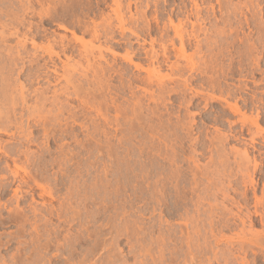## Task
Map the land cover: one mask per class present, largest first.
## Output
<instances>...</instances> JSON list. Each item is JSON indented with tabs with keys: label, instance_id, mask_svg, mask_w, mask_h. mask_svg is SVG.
<instances>
[{
	"label": "rangeland",
	"instance_id": "obj_1",
	"mask_svg": "<svg viewBox=\"0 0 264 264\" xmlns=\"http://www.w3.org/2000/svg\"><path fill=\"white\" fill-rule=\"evenodd\" d=\"M22 1L25 2V0ZM157 1L160 7H168L163 10L165 22H161L162 26L168 22V11L175 8L177 13L178 5L179 7L187 5L189 10L186 14H188L193 5L190 0H169L171 3L168 2V4L171 6L166 4L165 0ZM202 1L198 2L204 5L201 6L204 17L209 16L207 10L213 4L218 17H225L227 13L231 14V11L226 12L225 9H221L216 0ZM55 2H57L55 4L58 10L53 9L50 16L41 14L39 16L40 5L36 0H32L30 4L36 8L25 12L22 9L26 4L21 0H0V39H4L0 40V91H7V94L10 92L9 101L0 100V113L2 111L1 115L4 114L1 117H4L3 121L6 120L4 122L8 123L10 130L7 133H0V145L6 147L10 154L4 155L6 150L0 152V169H4L3 174L7 177V180L3 181L7 186V194L2 198V202L6 204V207H2V216L7 218L17 212L29 220L27 222L15 220L0 225V264H104L113 246L110 247L109 243L103 246L102 242L107 238L108 241L111 240L112 236L108 233L115 235L116 232L119 233L120 241L119 251L116 253L121 263L185 264V262L188 263L187 256L191 252L192 255L195 253L197 255L196 257L193 255L195 264H225V261L233 257V254L234 257L230 258L233 260L228 262L243 264L241 260L240 262L237 260L244 256L243 246L247 249V253L250 252L248 250L250 242L245 239L250 237L251 232H264L262 217L255 216L253 224H250L249 219L246 218L244 226L238 219L235 223L236 218L229 214V212L236 214L239 211L231 202L232 199L240 200L238 193L243 190L240 175L237 174V177L234 175L238 173L237 161L240 160L237 157L238 152H243L246 147L250 149L252 158L256 156L258 161L262 162V170L257 173V179H259L257 198L260 201L258 207L262 213L264 212V200H262L264 198V139L261 138V136L264 137V133L259 136L257 129L250 124L251 120L260 114V126L264 129V0H223L224 3H230V6L242 4L239 5L244 14L241 19L243 22L245 18L248 19L247 24L244 22L243 34H240L244 44H240L236 49V51L245 52L242 59L243 72L240 74L235 69L237 74L229 75L226 81H223L225 79L221 77L222 75H217L220 80L223 78L222 82L220 81L221 87L226 90L229 87L241 93L249 104L256 100L255 105H249L253 109L252 112L249 110L250 112L247 111V114L243 112L242 115L233 114L220 101H210L206 106L205 101L197 99L196 105L188 108L190 92H186L185 96L181 92L168 94L169 90L166 89L175 87L176 83L169 84L167 80L169 75H165L168 72L166 69L161 75H146L145 72L131 69L123 60L125 53L121 47L123 43L118 44V41H112V44H115L116 59L114 54L106 49L108 46L104 38H101V41L95 40L93 31L86 28L89 24L103 22L107 14L111 12L112 0H104L101 3L98 0H55ZM97 3L100 5L97 6ZM70 5L73 7L71 10ZM85 5H88V8ZM237 5L236 7H239ZM63 6L68 7V11H61ZM131 7L132 14H135V4ZM152 10H154L153 7ZM9 15L12 17L10 18ZM184 15L183 13V17L186 16ZM189 20L195 22L193 16H190ZM188 24L187 29L190 30ZM204 26L206 29H211L208 21L203 24V29H205ZM218 26L221 27V24ZM200 35L204 37L203 33ZM116 36L118 40L119 33ZM252 43L254 47L249 50ZM99 44L104 47L100 48ZM85 46L95 51L97 59L95 58L93 62L98 61L103 65L102 67L105 66V69L109 64L108 69L120 68L119 70L124 69V72L132 73H129L130 75L127 72L128 75L113 73L92 75V72L86 69L88 63L85 57ZM95 46L98 47L95 49ZM98 48L102 50L101 58L98 57V51H100ZM142 60L145 62L144 57ZM172 60L174 62L176 59L172 58ZM223 60L225 65L230 62L227 56ZM234 62L237 65L239 59L236 58ZM182 76L173 78L177 80L180 78L179 84H182L191 75ZM195 76L196 81L193 87L196 90L203 89L207 91L205 93L220 95L218 90H211L209 85L207 86V77L210 75H193L194 80ZM141 80L153 81V84L149 86ZM204 80L207 84L201 85ZM163 81L165 85L168 83L165 88L157 84ZM5 83H8V89ZM22 92L23 94H20ZM22 95L26 100H22ZM13 99L15 101H12ZM216 118L220 120L216 121ZM190 123L193 128L189 133ZM243 126L247 127L244 130L245 135L249 134V128L252 129L253 134L258 132L255 138L258 141L259 151H254L248 143H246L247 146L230 139V132H239ZM226 136L230 140L226 141L223 149L217 143L220 138ZM253 168L252 165L251 170ZM173 169L174 173L178 170L182 172H177L180 174L177 180H180L178 187L175 180H171L174 183L168 182L170 171L172 170L173 173ZM141 170L146 174L140 172ZM148 171H151L153 176L149 174L146 177ZM161 172H164L166 176ZM141 173L145 174L144 177ZM156 173L161 175L160 179L156 177ZM21 178H27L29 183L22 184L20 195H23V198L18 204L14 190L20 184ZM150 186L156 187L157 190L164 186L160 190L163 189V192L168 195L159 191L157 195L158 198L162 196L160 195L162 193L165 196L162 203L157 202L156 188L152 189ZM234 188L235 190L237 188V192L233 191ZM178 192L182 196L186 194L184 197L187 200L184 198L180 200L182 197L177 194ZM152 194L157 200L154 203ZM249 198L252 205L249 207V212L251 211L252 214L255 201L252 192H249ZM35 209L36 212H34ZM243 211L241 215L247 212ZM194 213L200 217L197 218ZM227 215L230 220L231 217L234 219L227 221L229 220ZM206 217L211 219H205ZM122 220L124 228L121 227ZM127 221H133V223ZM206 221L213 222L210 224L213 232L206 228L209 224ZM227 222L232 223L231 225L229 223L231 230L229 227H224ZM130 224L133 229L129 228ZM116 225L119 230L122 229L121 232ZM111 226L117 227L116 230L112 229L114 231L109 232ZM138 227L140 229L142 227L144 231ZM138 229L141 231L139 234ZM205 230H208V233ZM242 230H245L244 238L241 236ZM102 231L107 232L105 238H100ZM129 231L131 233L127 234ZM135 232L136 235H134ZM212 233L215 235H211ZM168 236L171 237L170 240L167 239ZM189 236L193 237L190 239L193 242L189 240L191 244L184 240ZM154 237L158 240L161 237L160 242L158 243ZM203 237L208 240H202ZM181 238L188 247L190 245L189 248L197 246L198 248L194 249L201 251L194 249V251L191 249L189 252L185 251L189 248L184 246ZM212 238L214 240L216 238V241ZM262 238L264 239V233L258 239ZM195 239L199 241V244ZM77 240L82 241V245L75 251L69 245L75 244ZM139 242H141L140 245H138ZM261 242L258 241L260 245L258 247L262 250L264 240ZM161 243H165V246ZM200 243L202 247H204L203 244L206 246L208 243L210 246L213 244L215 252L211 250L212 246L211 249L205 247L209 251L206 252L205 248L201 249ZM71 252H76L77 255ZM173 252L179 256L175 257L177 262L175 259L169 262ZM210 252L219 257L208 258L212 256ZM263 253L264 249L259 254L261 263L264 262ZM223 254L225 258L230 256L228 260L224 259ZM249 254L246 260L251 262L250 264L257 262L261 264L254 260L253 253Z\"/></svg>",
	"mask_w": 264,
	"mask_h": 264
},
{
	"label": "bare ground",
	"instance_id": "obj_2",
	"mask_svg": "<svg viewBox=\"0 0 264 264\" xmlns=\"http://www.w3.org/2000/svg\"><path fill=\"white\" fill-rule=\"evenodd\" d=\"M37 1V3H39V14H38V12H37V14L39 15V16H41V15H44V16H50V14H51V12H52V10L53 9H56L57 8V4H55V3H57V2H55V0H36ZM102 1H104V0H102ZM102 1H100V0H98V2L99 3H101ZM164 1V0H163ZM191 2H192V4L193 5H191L192 7V9L190 10V13H188V14H186V11L187 10H189L188 8H187V5L186 6H182V7H179V5H178V11H176L177 13H175V8L174 9H171V8H169V10L170 11H168L169 12V15L167 16L168 18H167V20H168V22L167 23H164L163 24V26H162V24H161V22L163 21V10H165V9H167L168 7H166V8H164L163 6V8L162 7H160V3L157 1V0H125V1H123V0H112V4L110 5V8H111V12L109 13V14H107V16L104 18V20H103V22H100L99 24H92V25H85L86 26V28H88V30H92L93 31V33H92V31H90L92 34H93V38L96 40H99V41H101L100 39L101 38H104V42H106L105 44H107V50L109 51V52H111L112 54H114V56H115V48H114V45L115 44H112V41H118V44H121V42L123 43L122 45H121V47L123 48V50L122 51H125V53H124V56H123V60L126 62V63H128V65L131 67V69L133 68V70L135 69L136 71H138V72H145V74L146 75H161V73L163 72V70L165 71V69L168 71L167 72V74H165V75H169L168 76V81H169V84L170 83H176V86L175 87H172V88H168V86H167V88L168 89H166L167 91H168V94H171V93H177V92H181V93H183V95L185 96V94H187L188 92H190V94H191V97L188 99V101H187V105H188V108L189 107H194L195 105H196V101H197V99H200V100H203V101H205L206 102V106L207 105H209V103H210V101H220V102H222L226 107H228L230 110H231V112L233 113V114H236V115H240L241 113L243 114V112H244V114L247 112V111H251V110H253L252 108H251V106L249 107V105L251 104L252 106L253 105H255L256 104V100L254 99L253 100V102L252 103H250L249 104V102L244 98V96L241 94V93H238L237 91H234L232 88H227V90L225 89V88H223V87H221V80L224 78L225 80H223V81H226L227 80V77L229 76V75H236L237 73L235 72V69H237L239 72H240V74L243 72V69H242V59H243V56H244V53L241 51V50H239V51H236V49L239 47V45L240 44H244V39H243V37H241V35L240 34H243V32H242V30H243V26H244V22L247 24L248 23V19L247 18H245L244 19V22L242 21V19H241V16L242 15H244L243 14V10H242V8L239 6V5H242V4H236L237 6H239V7H236V5H233L232 4V6H235L234 8H232V6H230V3L228 4L227 2L226 3H224L223 2V0H216V2H217V4H218V6H220V8L222 9H225L226 10V12H229V11H231L230 13L231 14H228L227 13V16H225V17H218V15L216 14V12H215V5L213 4V5H211L210 6V9H208L207 10V15L209 14V16H207V17H204L203 16V8L201 7L202 5H200L199 4V0H190ZM204 1V0H203ZM202 1V2H203ZM21 2L22 3H25L26 5H24L23 6V9H22V11L23 12H25V11H31V9H35L36 7H33V5H30L31 3H32V0H27V2H26V0H25V2L24 1H22L21 0ZM61 2V1H60ZM90 2V1H89ZM168 2H170L169 0L167 1V0H165V3L166 4H168ZM222 2H223V4H222ZM99 3H97V6H99L100 4ZM165 3H164V5H165ZM171 3V2H170ZM205 3H206V1H205ZM211 3V2H210ZM3 4V3H2ZM89 4V3H88ZM132 4H135V6H136V13L135 14H132V12H131V6H132ZM174 4V3H173ZM52 5H54V8H52ZM73 5V4H72ZM169 5V4H168ZM68 6V5H67ZM71 6V5H70ZM86 7L88 6V5H85ZM167 6V5H166ZM169 6H171V5H169ZM173 7H174V5H172ZM177 6V5H176ZM175 6V7H176ZM204 6V5H203ZM92 7V6H91ZM91 7H90V9H91ZM152 7H153V9L154 10H152L151 11V9H152ZM231 7V8H230ZM59 9H60V7H58ZM73 7L71 6V7H69V9L71 10ZM84 8V7H83ZM88 8V7H87ZM18 9V8H17ZM99 9V8H98ZM9 10V9H8ZM37 10H38V8H37ZM56 10H58V9H56ZM65 10H67L68 11V7H64L63 6V8H61V11H63V12H65ZM89 10V9H88ZM93 10V9H92ZM242 11V13H241V11ZM84 12H85V9H84ZM96 12V11H95ZM165 12V11H164ZM19 13V12H18ZM87 13V12H86ZM183 13L186 15H184L185 17H183ZM15 14V13H14ZM27 14V13H26ZM41 14V15H40ZM95 14V13H94ZM106 14V13H105ZM241 14V15H240ZM6 15V14H5ZM8 15V14H7ZM88 15V14H87ZM102 15V14H101ZM2 16V15H1ZM105 16V15H104ZM190 16H193L194 17V19H195V22L193 21V20H191V21H193V22H190ZM3 17V16H2ZM9 17L11 18L12 16H10L9 15ZM3 21V20H2ZM86 21V20H85ZM206 21H208V24L211 26V27H209V28H211V29H206V27H205V29H203V24H206ZM163 22H165V21H163ZM162 22V23H163ZM177 22V23H176ZM86 23V22H85ZM189 23V24H188ZM187 24L188 25H190V30H189V28L187 29ZM219 24H221V27L220 26H218ZM4 25V24H3ZM83 25V24H82ZM8 26V25H7ZM84 26V25H83ZM84 26V27H85ZM162 26V27H161ZM4 27V26H3ZM85 28V29H86ZM88 33V32H87ZM117 33H119V36H120V38H118V40H117V36H116V34ZM171 33H173V34H171ZM201 33H203V35H204V37H201ZM91 34V35H92ZM1 35V34H0ZM1 37H4V36H1ZM6 37V36H5ZM0 40H4L3 38H1ZM20 42V41H19ZM22 42V41H21ZM120 42V43H119ZM102 44V43H101ZM137 45V46H134V45ZM19 45V44H18ZM93 43H92V48H93ZM147 45H148V47H147ZM88 46V45H87ZM87 46H85V57H86V60H87V68L86 69H88V72L90 71V72H92L91 74L92 75H107V74H111V73H113V74H118V75H128L129 73L131 74L132 72H124L123 70L124 69H121V70H119V69H114V68H109L108 69V65L106 66L107 67V69H105L104 67H102L103 65H101V63H98V61L96 62H93V60H95V58L97 59V57L95 56V54H94V52L95 51H92V50H90ZM99 46H100V48H102V47H104V46H102L101 47V45L99 44ZM117 46V45H116ZM119 46V45H118ZM98 46H95V49L97 48ZM135 47H137V48H135ZM252 47H254V43H252L251 44V46L248 48L249 50H252ZM91 48V47H90ZM100 48H98V49H100ZM119 50H120V48H118ZM117 49V50H118ZM248 49H246V50H248ZM94 50V49H93ZM99 52V55H98V57H102V50L100 49V51H98ZM119 53V52H118ZM117 54V53H116ZM82 55V54H81ZM97 55V54H96ZM229 55V56H228ZM226 56L228 57V59L230 58V62H229V64L228 65H225V64H223V62H222V60L224 59V58H226ZM84 57V58H85ZM100 57V58H101ZM116 57V56H115ZM142 57H144V60H145V62H143V60H142ZM172 58L174 59H176L174 62H173V60H172ZM236 58H238L239 59V63L237 64V65H235V62H234V60L236 59ZM116 59H117V57H116ZM114 60H115V58H114ZM12 61V60H11ZM181 61H183V64H181ZM224 61V60H223ZM222 63V64H221ZM144 65H146V66H144ZM115 66V65H114ZM114 66H112V67H114ZM129 74V75H130ZM133 75V74H132ZM134 75H135V73H134ZM137 75H139V73H137ZM141 75V74H140ZM182 75H191L189 78H186L183 82H182V84H179V82H180V78L177 80V79H175V78H173V77H175V76H180V77H183ZM193 75H210L209 77H207V80H208V84L205 82V80H204V82H202V81H200V82H202L201 83V85H205V84H207V86L209 85V87H210V89L211 90H218L219 91V93H220V95H218V96H216L215 95V91L213 92L214 94H208V93H205V92H207V91H203V89L200 91V90H196L193 86V83L196 81V76H195V80H194V78L192 77ZM212 75V76H211ZM214 75V76H213ZM218 75H222L221 77H223L221 80H220V78L218 77H216V76ZM167 77V76H166ZM7 78V77H6ZM178 78V77H177ZM217 78V79H216ZM203 79V78H202ZM201 79V80H202ZM144 80V79H143ZM143 80H141L142 82H144ZM166 80V81H167ZM181 80H183V78L181 79ZM3 81V80H2ZM139 81V80H138ZM221 81V82H220ZM3 82H7V80L6 81H3ZM147 84H149V86H150V84L152 85L153 84V81H145ZM144 82V83H145ZM143 83V84H144ZM145 83V84H146ZM167 83V82H166ZM6 84V87H7V84L8 83H5ZM157 84H160V87H162V88H165V86L166 85H168V83L165 85V81H163V82H161V83H157ZM197 85V84H196ZM5 86V85H4ZM18 86V85H17ZM223 86V85H222ZM204 86H202V88H203ZM235 87V86H234ZM208 88V87H207ZM7 89H8V87H7ZM24 89V88H23ZM22 89V90H23ZM225 89V90H224ZM237 89H239L238 88V86H237ZM14 90V89H13ZM12 90V91H13ZM163 90V89H162ZM161 90V91H162ZM16 91V90H15ZM160 91V92H161ZM7 91H4V90H2V91H0V100H2V102H5V101H3V100H8L9 99V97H8V95L10 94V92H9V94H7L6 93ZM21 92V91H20ZM46 92V91H45ZM187 92V93H186ZM36 93V92H35ZM20 94H23V92L22 93H20ZM153 94V93H152ZM160 94V93H159ZM161 94H162V92H161ZM164 94V93H163ZM41 95V94H40ZM42 95H43V93H42ZM23 96V95H22ZM153 96V95H152ZM155 96V95H154ZM17 97V96H16ZM20 97V96H19ZM44 97V96H43ZM163 97V96H162ZM24 98V99H23ZM23 98H22V100H26L25 99V97L23 96ZM44 98H46V97H44ZM44 98H42V100L44 99ZM161 98V97H160ZM184 99L185 100H187L186 99V97H184ZM6 100V101H7ZM38 100V99H37ZM40 100V99H39ZM184 100V101H185ZM9 101V100H8ZM12 101H15L14 99L12 100ZM20 101V100H19ZM28 101V100H27ZM1 102V103H2ZM26 102V101H25ZM4 104V103H3ZM10 104H11V102H10ZM222 104V105H223ZM25 105V104H24ZM23 105V106H24ZM37 106V105H36ZM30 107H32V106H30ZM2 108V107H1ZM12 108V107H11ZM15 108V107H14ZM8 109V108H7ZM2 110V109H1ZM11 110V109H10ZM37 110V109H36ZM8 111V110H7ZM34 111H35V109H34ZM249 111V112H250ZM11 112V111H10ZM32 112H33V110H32ZM252 112V111H251ZM1 113H2V111H1ZM1 113H0V133L1 132H5V133H7V132H9L10 130H9V126L7 125L8 123H6V122H4V121H6L5 119H4V121H3V118L1 117V116H3L4 114H2L1 115ZM37 113V112H36ZM156 114V112L154 113V115ZM241 114V115H242ZM247 114V113H246ZM6 115V114H5ZM8 117H10V116H8ZM23 117V116H22ZM21 117V118H22ZM25 117V116H24ZM7 118V117H6ZM260 114H257V116H256V118L254 119V120H251V126L252 127H255L256 129H257V131L259 132V136L261 135V134H263L264 133V129H262V127L260 126ZM7 120H8V118H7ZM9 120H11V119H9ZM218 120H220V119H218V118H216V121H218ZM3 121V122H2ZM18 121V120H17ZM12 124H13V122H11ZM10 124V123H9ZM21 124V123H20ZM19 125V124H18ZM155 127V126H154ZM192 123H190V125H189V127H188V129H189V133H190V129L192 130ZM247 128V127H246ZM244 126L240 129V131L239 132H235L234 131V133L231 131L230 132V139H234V140H236V141H238V142H240V143H243V144H246V143H248V145L250 146V148H252L254 151H259V149L257 148V144H258V141L256 140V138H255V134H257L256 136H258V132H256V133H252L251 132V130L252 129H248L249 131V134L248 135H245L244 134V130L246 129ZM21 129V128H20ZM151 129H152V126H151ZM157 129V128H156ZM155 129V130H156ZM233 130V129H232ZM153 131V130H152ZM20 133V132H19ZM30 135V134H29ZM227 136H229V135H227ZM223 137V138H220L219 140H218V142L219 143H217V145L219 146V147H224L225 146V143H226V141L228 140L227 138L228 137ZM247 136H249V137H247ZM226 138V139H225ZM261 138L262 139H264V137L263 136H261ZM229 139V140H230ZM228 140V141H229ZM247 145V144H246ZM247 145V146H248ZM218 147V148H219ZM220 149V148H219ZM224 149V148H223ZM222 149V151H225V150H223ZM3 150H6V151H4L6 154H4V155H10L9 154V150H7L6 149V147H2V145H0V152L2 151L3 152ZM250 149L248 148V147H246L245 149H244V151L243 152H238V155H237V157H239L240 158V160H238L237 161V166H238V173L236 172L235 173V175L234 176H238L237 174H239L240 175V182H241V184H242V186L244 187H242V189L243 190H241V193L239 192L238 194H239V197H240V200L238 199V200H236V199H232V205L233 206H236V208H237V210H239V211H237V213L236 214H234V213H230L229 212V214H232V217H234V218H236L235 219V223H237V219L241 222V224L242 225H244L245 226V224H246V222H245V219L247 218V220L249 219V222H250V224H253L254 222H255V220H254V218H255V216H260V218H261V223L263 224V221H264V212L262 213V211L259 209V205H260V201H259V199L257 198L258 196H257V190H258V185H259V179H257V173H258V171L259 170H262L261 169V167H262V162H259L258 161V159H257V157L255 156V157H251L250 155V151H249ZM10 153H12V152H10ZM259 153V152H258ZM3 154V153H2ZM260 154H261V151H260ZM253 156V155H252ZM8 157V156H7ZM173 160V159H172ZM253 165V169L251 170V166ZM2 168V167H1ZM178 170V169H177ZM174 169H173V173H172V170L170 171L171 173V175L170 174H168V173H166L167 175H170V177L168 178V182L170 183V182H173V181H171V180H175V182H180V180L179 181H177L178 180V178H179V175L180 174H178L177 172L178 171H180V173H182L181 172V170H178V171H176V173H174ZM140 172H142V170L140 171ZM156 172V171H155ZM0 225H4V224H6V223H9V222H11V221H24V222H27V221H29L28 220V218L26 217V216H23V215H21V214H19V213H17V212H15V213H13V214H11V215H9L7 218H4L3 216H2V207H6V204H5V202H2V198L7 194V189H6V185H5V183H3V181H5V180H7V177L3 174L4 173V169L2 170V169H0ZM142 173H145L144 171L142 172ZM142 173H141V175H142ZM163 173L164 172H161V174L163 175ZM146 174V173H145ZM144 174V175H145ZM152 175V172L150 171H148L147 172V175H146V177L148 176V175ZM157 174V173H156ZM155 174V175H156ZM144 175H142L143 177H144ZM142 176H141V179H142ZM153 176V175H152ZM164 176H166L165 175V173H164ZM194 176V175H193ZM145 177V178H146ZM157 178H159L160 179V177H161V175H158L157 174V176H156ZM163 177V176H162ZM226 177V176H225ZM164 178V177H163ZM167 178V177H166ZM184 178V177H183ZM235 178V177H234ZM14 179H16V177H14ZM170 179V180H169ZM180 179H182L181 177H180ZM227 179V178H226ZM236 180H238L237 178H235ZM145 180V179H144ZM148 180V179H147ZM229 180V179H228ZM233 180V179H232ZM262 180V179H261ZM160 181V180H159ZM235 181V180H234ZM239 181V180H238ZM157 182H158V179H157ZM157 182H156V184H157ZM182 182V181H181ZM230 182V181H229ZM232 182V181H231ZM236 182V181H235ZM27 183H29V180L27 179V178H21L20 179V184L18 185V187L14 190V196H15V198H16V201H17V203L19 204V202H20V199L21 198H23V195H20V193H21V187H22V184H27ZM159 183V182H158ZM161 183H162V181H161ZM160 183V185H162ZM165 183V182H164ZM174 183V182H173ZM177 183H175L176 185H177V187L178 186H180V184L178 185ZM233 183V182H232ZM237 183V182H236ZM172 184V183H171ZM227 184H229V183H227ZM152 185H155V184H152ZM173 186H174V184H172ZM176 185L174 186V187H176ZM151 187V186H150ZM163 188H164V186H162ZM161 187V188H162ZM166 187V186H165ZM237 187V186H236ZM152 188V187H151ZM154 189L156 188V187H153ZM152 188V189H153ZM160 188V189H161ZM180 188V187H179ZM264 188V187H263ZM42 189H44V187H42ZM157 190V188L155 189V190H157V194H156V196L159 194L158 193V191L161 193V192H163L164 190L162 189V190ZM166 189H167V187H166ZM175 189V188H174ZM225 189V188H224ZM230 189H231V187H230ZM155 190H153V191H155ZM177 190V189H176ZM176 190H175V192H176ZM166 191V190H165ZM177 191H179V190H177ZM183 191H185V190H183ZM233 191H236L237 192V188H236V190H235V188L233 189ZM168 192V191H167ZM249 192H252V194H253V198H254V202H253V204H254V211L252 212V214H251V211L249 212V210H250V206H252L251 205V202H250V198H249ZM164 193V192H163ZM163 193L162 194H160V195H162L163 196ZM171 193V192H170ZM169 193V194H170ZM184 193V192H183ZM182 193V194H183ZM221 193V192H220ZM223 193H225V192H223ZM154 194H155V192H154ZM154 194H152V196L154 195ZM167 194V193H166ZM165 193H164V195H166ZM177 194H180L181 195V193H177ZM229 194V193H228ZM20 195V196H19ZM159 195V196H160ZM168 195V194H167ZM186 195V194H185ZM184 195V196H185ZM213 195V194H212ZM151 196V197H152ZM162 196L161 197H159L158 198V196H157V200L154 198V196L152 197V200H153V203H154V201L156 200L157 202H160V203H162V201H163V199L165 200V196H163L164 198H162ZM177 196H179V195H177ZM184 196H182L181 195V197L182 198H180V196H179V198H180V200L181 199H185V200H187L186 199V197H184ZM225 196V195H224ZM226 196H227V194H226ZM238 196V195H237ZM207 197V196H206ZM217 197V196H216ZM263 197V196H262ZM154 198V199H153ZM167 198V197H166ZM177 198V197H176ZM199 198V197H198ZM201 198V197H200ZM151 199V198H150ZM168 199V198H167ZM183 199V200H184ZM225 199V198H224ZM252 199V198H251ZM230 200V199H229ZM262 200H264V198L262 199ZM261 200V201H262ZM168 201V200H167ZM166 201V202H167ZM165 202V203H166ZM203 202V201H202ZM156 203V202H155ZM197 203H198V201H197ZM164 204V203H163ZM168 204V203H167ZM156 205V204H155ZM161 205V204H160ZM177 205V204H176ZM199 206H200V204H198ZM201 205H202V203H201ZM224 205V204H223ZM157 206H158V204H157ZM164 205H162V207H163ZM169 206V205H168ZM160 207V206H159ZM167 207V206H166ZM199 208V207H198ZM197 208V209H198ZM201 208V207H200ZM168 209V208H167ZM170 209V208H169ZM177 209V208H176ZM202 209V208H201ZM221 209V208H220ZM225 209V208H224ZM233 209V208H232ZM171 210V209H170ZM169 210V211H170ZM192 210V209H191ZM225 210H227V209H225ZM243 210H246L245 212V215L243 216V215H241L244 211ZM37 210L35 209L34 210V212H36ZM197 211V210H196ZM234 211V210H233ZM167 212H168V210H167ZM186 212H188L187 210H186ZM198 212H200V210H198ZM197 212V214H199ZM204 211H202V213H203ZM206 212V211H205ZM208 212V211H207ZM222 212H223V209H222ZM239 212V213H238ZM169 213V212H168ZM189 213V212H188ZM187 213V214H188ZM201 213V212H200ZM192 214V213H191ZM195 214V213H194ZM206 214V213H205ZM220 214V213H219ZM219 214H218V216H219ZM176 215V214H175ZM206 215H208L209 216V214H206ZM212 214H210V216H211ZM222 215V214H221ZM226 215V214H225ZM195 216H197L196 214H195ZM203 216V215H202ZM214 216V215H213ZM231 216V215H230ZM198 217H200V216H197V218ZM214 217H216V216H214ZM221 217V216H220ZM227 217L229 218V220H227V221H231V220H233L232 219V217H231V220H230V217L227 215ZM211 218H213L212 216H211ZM211 218H208V217H206L205 219H211ZM191 219H193V218H191ZM190 219V220H191ZM196 219V218H195ZM199 219H202V218H199ZM198 219V220H199ZM222 219V218H221ZM225 219H227V218H225ZM203 220V219H202ZM213 220V219H212ZM216 220H219V219H216ZM215 220V221H216ZM125 221H126V218H125ZM193 221V220H192ZM223 221H224V219H223ZM128 222V221H127ZM132 223H133V221H131ZM131 222H128V223H131ZM136 222V221H135ZM159 222V221H158ZM191 222V221H190ZM206 222H208V221H206ZM211 221H209L208 223V226L206 227L207 229H210L211 230V232H213L212 231V229H211V225L210 224H212V223H210ZM256 222H258V221H256ZM123 223V220H122V222H121V227L122 228H124L123 226H124V224H122ZM195 223H196V220H195ZM230 223V222H229ZM229 223L227 222L226 224H225V226H224V224L222 225V226H224L225 228L226 227H229L230 228V225L232 224V223H230V225H229ZM137 224V223H136ZM207 224V223H206ZM215 224V223H214ZM249 224V225H250ZM120 225V224H119ZM133 225V224H132ZM205 225V224H204ZM209 225H210V227H209ZM219 225V224H218ZM241 225V226H242ZM117 226V225H116ZM171 226V225H170ZM177 226V225H176ZM214 226V225H213ZM213 226H212V228H213ZM251 226V225H250ZM253 226V225H252ZM113 226H111L110 228L111 229H109V232H110V230H112V229H114V230H116V228L118 227H116V228H112ZM126 227H127V225H126ZM125 227V228H126ZM131 227H133V226H131V224H130V227L129 228H131ZM192 227V226H191ZM195 227H198V226H195ZM195 227H194V229H195ZM201 227H203V226H201ZM205 227V226H204ZM216 227V226H215ZM221 227V226H220ZM223 227V228H224ZM243 227V226H242ZM137 228V227H136ZM139 229H140V227H138ZM217 228V227H216ZM228 228V229H229ZM232 228V227H231ZM231 228H230V230H231ZM234 228V227H233ZM243 228H246V227H243ZM250 228H252V227H250ZM258 228V227H257ZM118 230H119V227L117 228ZM127 229V228H126ZM125 229V230H126ZM131 229H133V228H131ZM139 229H138V231H137V233L139 234V232H141V231H139ZM141 229H142V227H141ZM140 229V230H141ZM158 229V228H157ZM238 229V228H237ZM249 229V228H248ZM264 229V228H263ZM114 230H112V231H114ZM121 231H122V229H120ZM119 230V231H120ZM130 230V229H129ZM135 230H137V229H135ZM135 230H133V231H135ZM155 230V229H154ZM210 230H209V233H211L210 232ZM217 230V229H216ZM219 230V229H218ZM239 230V229H238ZM246 230V229H245ZM244 230V231H245ZM251 230V229H250ZM249 230V231H250ZM255 230V229H254ZM107 231H108V229H107ZM111 231V232H112ZM120 231V232H121ZM123 231H124V229H123ZM132 231V230H131ZM142 231H144V229H142ZM149 231V230H148ZM204 231V230H203ZM206 232L208 231V230H205ZM219 231H222V229L221 230H219ZM229 231V230H228ZM243 231V230H242ZM244 231L242 232V234L243 235H241V236H243V238L245 237V233H244ZM253 231V230H252ZM258 231V230H257ZM103 232V231H102ZM126 232V231H125ZM165 232V231H164ZM215 232V231H214ZM240 232V231H239ZM131 232L129 231V232H127V234H130ZM143 234H144V232H142ZM146 233V232H145ZM185 233V232H184ZM193 233H195V232H193ZM204 233V232H203ZM208 233V232H207ZM216 233V232H215ZM218 233V232H217ZM241 233V232H240ZM249 233V232H248ZM264 233V232H263ZM263 233H261V232H251V235H250V237L249 238H246L245 240L246 241H249L250 242V247H249V249L248 250H250V252L251 253H253V256L255 255V258H254V260L256 261H259V260H261L259 257H260V255L259 254H261L262 252H263V249L264 248H262V250H261V248L259 249V247L258 246H260V245H258V241L259 242H261L260 240H262V239H258L260 236H262L263 235ZM106 234H107V232H103L101 235H100V238H102V237H106ZM109 235H111L112 236V238H111V240L109 239V241H108V238L107 239H105L104 240V238H103V242H102V240H100L101 242H102V244H103V246L105 245V244H107V243H109V246L111 247V246H113V247H111V249H114V250H111L110 249V253L107 255V259H105V260H107V261H105V263L104 264H118V263H121V260H120V258H119V256L117 255V251H119V244H120V241H119V233H115V235H113V233H108ZM142 234V235H143ZM149 234V233H148ZM153 234V233H152ZM161 234H163L162 232H161ZM177 234V233H176ZM201 235H202V231H201V233H200ZM205 234V233H204ZM214 233H212L211 235H213ZM219 234V233H218ZM217 234V235H218ZM247 234V233H246ZM132 235V234H131ZM134 235H136V232H135V234ZM140 235H141V233H140ZM184 235V234H183ZM206 235V234H205ZM211 235L209 236V237H211ZM215 235V234H214ZM110 236V237H111ZM125 236H127V235H125ZM138 236V235H137ZM144 236V235H143ZM166 236V235H165ZM196 236V235H195ZM237 236H240V235H238L237 234ZM128 237V236H127ZM147 237V236H146ZM184 237V236H183ZM192 237V236H191ZM190 236L189 237H186V239H184V240H186L187 241V243H189V244H191L193 241L192 240H190V239H192ZM202 237V236H201ZM206 237H208V235L206 236ZM213 237V236H212ZM129 238H131V237H129ZM136 238V237H135ZM140 238V237H139ZM155 238V237H154ZM161 238V237H160ZM160 238H159V240L158 239H156V241L158 240V243L160 242ZM165 238H167V237H165ZM214 238V237H213ZM212 238V239H213ZM217 238V237H216ZM216 238H215V240L214 241H216ZM78 239H81V238H78ZM143 239V238H142ZM145 239V238H144ZM168 240H170L171 239V237H169L168 236V238H167ZM174 239V238H173ZM182 239V238H181ZM197 239H199V238H197ZM218 239V238H217ZM222 239V238H221ZM136 240V239H135ZM140 240H141V238H140ZM154 240V239H153ZM163 240H165V239H163ZM183 239L181 240V242H184L183 244H184V246H187L188 247V244L184 241ZM192 241L191 243H190V241ZM200 240V239H199ZM202 240H206V239H204V237H203V239ZM208 240V239H207ZM206 240V241H207ZM211 240V239H210ZM219 240V239H218ZM244 240V241H245ZM264 240V239H263ZM263 240H262V242H263ZM137 241H138V239H137ZM174 241H175V239H174ZM195 241H196V239H195ZM198 241V240H197ZM196 241V242H197ZM201 241V240H200ZM225 241V240H224ZM245 241V242H246ZM130 242H131V240H130ZM161 242H162V240H161ZM171 242V241H170ZM204 242V241H203ZM209 242V241H208ZM213 242V241H212ZM235 242V241H234ZM233 242V243H234ZM243 242V241H242ZM261 242V243H262ZM140 243L141 242H139V244L138 245H140ZM157 243V242H156ZM187 245H186V244ZM211 243V242H210ZM210 243H208L209 244V246H208V244H207V246L205 245V244H203V246L204 247H202V244L200 245L202 248L201 249H203V248H205V247H207V249H208V247H210V249H211V246L213 245H211L210 246ZM216 243V242H215ZM230 243L232 244V242L230 241ZM237 243V242H236ZM239 243V242H238ZM241 243V242H240ZM132 244V243H131ZM135 244V243H134ZM155 244V243H154ZM163 243H161V245H162ZM198 244H199V241H198ZM242 244V243H241ZM243 244H245L244 242H243ZM81 245H82V241H80V240H77L76 242H75V244L73 243V244H71V245H69L73 250H75V251H77V250H79V248H81ZM164 246H165V243L163 244ZM176 245V244H175ZM193 245V244H192ZM192 245H191V247H192ZM215 245V244H214ZM263 245H264V243H263ZM183 246V245H182ZM182 246H181V250H182ZM194 246V245H193ZM239 246H241L240 244H239ZM147 247V246H146ZM176 248H177V246H175ZM189 247H190V245H189ZM188 247V248H189ZM195 247H197V246H195ZM194 247V248H195ZM215 247V246H214ZM237 247V246H236ZM258 249H257V248ZM142 248V247H141ZM163 248V247H162ZM165 248V247H164ZM174 248V247H173ZM194 248H189V250L187 249V250H185V251H190V249H191V251H194V250H197V249H194ZM198 248V247H197ZM200 248V247H199ZM230 248V247H229ZM241 248V247H240ZM247 248V247H246ZM70 249V248H69ZM134 249V248H133ZM140 249V248H139ZM167 249V248H166ZM178 249V248H177ZM194 249V250H193ZM206 248L204 249L206 252L208 251ZM242 251H243V253H244V256H243V258H241L240 257V255H239V249H238V252H236V253H238V256L240 257L239 258V260H237V261H239L240 262V260L243 262V264H250L249 263V261L248 260H246V257L248 256V254L250 253H247L248 251H247V249H245V246H243L242 247ZM143 250V249H142ZM180 250V251H181ZM211 250H214V252H215V248L213 249V246H212V249ZM237 249L235 248V251H236ZM70 251H71V249H70ZM160 251H162V250H159V252ZM178 251V250H177ZM185 251H183V252H185ZM197 251H201V250H197ZM203 251V250H202ZM204 251V252H205ZM260 251H262L261 253H260ZM132 252V251H131ZM163 252V251H162ZM165 252V251H164ZM175 252V251H174ZM174 252H173V254L171 255V261H169V262H173V259H175V262H177L176 261V258L175 257H179V256H177V253H175L174 254ZM179 252V251H178ZM187 252V253H188ZM199 252H197V253H199ZM203 252V253H204ZM209 252V251H208ZM225 252V251H224ZM71 253H73V252H71ZM75 253V255H77L76 254V252H74ZM73 253V254H74ZM172 253V252H171ZM189 253H190V255H189ZM188 253V255L189 256H187L188 258H187V260H188V263L189 264H193L194 263V261H195V257L197 256V255H195V254H193L195 257H193V255L191 254V252H189ZM201 254H202V252H201ZM206 254V253H205ZM210 254L212 255L211 257H208V258H214V257H217V256H214L213 255V253H211L210 252ZM222 254V253H221ZM232 254H233V249H232ZM139 255V254H138ZM137 255V256H138ZM181 255V254H180ZM199 255H200V253H199ZM206 255H208V254H206ZM206 255H204V257H206ZM242 255V254H241ZM250 255V254H249ZM263 255H264V253H263ZM74 256V255H73ZM172 256H173V258H172ZM209 256V255H208ZM235 256H236V254H235ZM251 256V255H250ZM167 257H169V256H167ZM203 257V256H202ZM204 257H203V259H204ZM218 257H219V255H218ZM217 257V258H218ZM221 257V256H220ZM223 257H224V254H223ZM230 256H226V258L224 257V259H226V260H228V258H229ZM233 257H234V254H233ZM233 257H230V258H233ZM237 257V256H236ZM207 258V257H206ZM217 258H216V260H217ZM229 258V260H231ZM262 258V257H261ZM264 258V257H263ZM162 259V258H161ZM179 259V258H178ZM186 259V258H185ZM197 259V258H196ZM223 259V260H224ZM238 259V258H237ZM155 260V259H154ZM160 260V259H159ZM182 260H184V259H182ZM206 260V259H205ZM209 260V259H208ZM208 260H207V262H208ZM228 260V261H229ZM233 260V259H232ZM231 260V261H232ZM264 260V259H263ZM163 261V260H162ZM210 261V260H209ZM221 261V260H220ZM228 261H225V264H230V262H228ZM235 262H236V260H234ZM248 261V262H247ZM255 261H252V262H255ZM256 261V262H257ZM137 262V261H136ZM135 262V263H136ZM138 262H140V261H138ZM147 262V261H146ZM167 262V261H166ZM201 262H202V260H201ZM211 262V261H210ZM260 263H261V261H259ZM125 264V262H122L121 264ZM152 263V262H151ZM159 262H157V264H158ZM188 263H186L185 262V264H188ZM196 263V262H195ZM194 263V264H195ZM241 263V262H240ZM240 263H238V264H240ZM258 263V262H257ZM256 263V264H257ZM136 264H138V263H136ZM139 264H143V262L142 263H139ZM174 264V263H173ZM233 264V263H232ZM253 264V263H252ZM261 264H264V262H262Z\"/></svg>",
	"mask_w": 264,
	"mask_h": 264
}]
</instances>
